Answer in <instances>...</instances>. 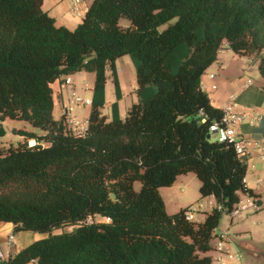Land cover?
I'll list each match as a JSON object with an SVG mask.
<instances>
[{
	"label": "trees",
	"instance_id": "obj_1",
	"mask_svg": "<svg viewBox=\"0 0 264 264\" xmlns=\"http://www.w3.org/2000/svg\"><path fill=\"white\" fill-rule=\"evenodd\" d=\"M224 43L264 78V0H92L73 29L42 0H0V120L42 131L18 130L23 140L0 147V222L46 233L0 264H211L222 213L240 193L255 195L247 156L207 137L221 108L201 78ZM124 55L137 101L121 117L115 62ZM78 70L94 73L82 133L53 115L52 84ZM107 70L111 117L101 111ZM188 172L224 211L202 221L186 218L190 205L166 211L159 188Z\"/></svg>",
	"mask_w": 264,
	"mask_h": 264
},
{
	"label": "crops",
	"instance_id": "obj_2",
	"mask_svg": "<svg viewBox=\"0 0 264 264\" xmlns=\"http://www.w3.org/2000/svg\"><path fill=\"white\" fill-rule=\"evenodd\" d=\"M91 1L92 0H80L79 6L81 8L78 13H74L72 11L73 0H42V9L54 17L57 25L73 29L82 21L85 11ZM210 74H213L214 76L210 77ZM117 75L123 96L126 91L124 85L122 84L123 76L119 70H117ZM131 78L132 80H130L129 86L131 87V92L135 94L134 89L136 87V83L133 80V74H131ZM66 81L67 80L64 75L60 78V80H56L53 83L55 91L54 104L56 103V99L60 97H57V94L61 92ZM201 82L203 90L208 93L210 102L214 107L222 108L229 101L230 96H234L237 103V110L248 114V118L235 127V131L238 136H244L255 140L256 142H264V78L259 73L257 63H252L248 57L235 53L227 47L226 43H224L218 51L216 60L212 62L204 71ZM212 85H215V88H212ZM59 87L61 90H59L56 94ZM110 87V84L106 81L105 102L108 105H111L115 99L113 91ZM60 95L62 98V93ZM134 99L137 101L136 94L131 96L132 102ZM121 100L122 99L118 101V111L119 115L123 117L126 112L121 113L120 111ZM88 113L89 110L87 112L85 110L83 111L84 115H88ZM41 133L42 131L38 134ZM259 152V148L256 147L252 149L250 154L247 156L245 184L255 195L262 197L263 200L264 159H260ZM179 176L180 175H178L176 179ZM261 203L262 201L260 204ZM231 219L232 217L230 216V220ZM217 229L218 227L215 231H217ZM11 232L14 233V240L12 245L9 246L7 244V237ZM42 237L31 230L14 232L12 223L3 221L0 222V246L9 256L14 255L21 248ZM211 243L214 244L213 240ZM246 248L252 249L255 247L244 243L242 249L246 250ZM206 254L211 256L212 252L209 251ZM26 264H37V262L32 260Z\"/></svg>",
	"mask_w": 264,
	"mask_h": 264
},
{
	"label": "rangeland",
	"instance_id": "obj_3",
	"mask_svg": "<svg viewBox=\"0 0 264 264\" xmlns=\"http://www.w3.org/2000/svg\"><path fill=\"white\" fill-rule=\"evenodd\" d=\"M120 22L126 24L128 20L126 18H121ZM116 68L121 72L122 84L125 88V94L122 96L120 102V111L125 113L127 107L132 103L131 96L135 95L130 90V80L131 74L134 75V82L136 83L134 67L132 61L128 55L121 56L116 59ZM110 70L106 71L108 79L106 80L110 84V89L114 94V87L110 76ZM66 82L62 90L57 89L58 99L54 104L53 115L59 118L66 109L71 108V114L74 116L80 124L85 125L88 115H84L83 111L89 110L90 106L77 105L72 94L75 93L83 98L91 99V87L93 86L94 73L88 70H78L65 75ZM136 86V85H135ZM53 87V98H54V84ZM62 93V98L61 94ZM55 94V96H56ZM136 100L134 99L133 102ZM103 114L111 117V107L106 102L101 108ZM124 115V114H121ZM0 124L4 129V135L0 137V147H6L17 140H23V136L20 135L18 130H31L40 133L41 130L37 127L32 126L29 122L20 119L5 118L0 120ZM34 141L30 140L29 144ZM199 184L200 181L198 177L193 172H188L186 174L180 175L173 183L169 186H162L159 188V192L164 200L165 209L168 213H173L177 211L180 207L191 206L196 207L198 204L205 205V209L202 211H195L193 213L194 221H202L205 217V211H208V198H202L199 194ZM140 183L136 181L134 183V188L138 189ZM264 191V190H263ZM247 198V195L240 193V199L243 201ZM253 197H251L252 199ZM94 220H105L101 216H95ZM64 229H69L64 227ZM61 228L55 230V232H60ZM226 231L228 233V238L223 241V244L233 251H241L242 258L240 261L232 262L231 264H264V198L258 209L248 208L237 216H232L230 220V214L222 213L220 219V225L218 226L217 232ZM19 232V231H18ZM35 232V231H34ZM40 237H44L46 233L36 232ZM42 234V235H41ZM220 239L219 237H214L213 242L216 243ZM244 243L250 244L255 248L246 250L242 249ZM215 245V244H214ZM212 263L218 264L215 261V252L211 251ZM249 252V253H248Z\"/></svg>",
	"mask_w": 264,
	"mask_h": 264
},
{
	"label": "built area",
	"instance_id": "obj_4",
	"mask_svg": "<svg viewBox=\"0 0 264 264\" xmlns=\"http://www.w3.org/2000/svg\"><path fill=\"white\" fill-rule=\"evenodd\" d=\"M80 0H73L72 11L74 13H78ZM213 74H210V77H213ZM202 86V82H201ZM62 87V86H61ZM215 88V85L211 86ZM203 89V86H202ZM72 98L77 105L82 106H90L91 99L83 98L75 93L72 94ZM65 125L68 129L76 133H82L87 126V119L85 125L83 126L80 122L71 114V108L65 110ZM248 118L247 113H242L237 110V103L235 101L234 96H230L229 101L221 108V117L219 120L214 121L209 126L210 135L214 137L217 141L223 142L226 141L228 143H232L236 152L241 156H248L250 151L256 147L259 148V157L260 159H264V142H256L255 140L249 139L244 136H238L235 127ZM259 118V117H258ZM245 181V179H244ZM247 195V198L243 201L240 199L238 203L231 209L228 213L230 216H237L241 214L243 211L248 208L258 209L260 206V202L262 201V197L257 195H250L248 193H244ZM264 196V191H263ZM251 197H253L251 199ZM208 211L216 208L217 210L224 211V206L222 203H218L215 201L213 196H208ZM205 209V205L198 204L196 207H191L185 211V216L188 220H193V213L195 211H202ZM219 237V241L214 243L215 252V261L218 264H231L235 261H240L242 258L241 251H233L229 249L227 246L223 244L222 240L228 238V233L226 231H215L214 237ZM14 240V233L11 232L7 237V244L9 246L12 245ZM9 258V255L6 254L0 246V261L5 262Z\"/></svg>",
	"mask_w": 264,
	"mask_h": 264
},
{
	"label": "water",
	"instance_id": "obj_5",
	"mask_svg": "<svg viewBox=\"0 0 264 264\" xmlns=\"http://www.w3.org/2000/svg\"><path fill=\"white\" fill-rule=\"evenodd\" d=\"M4 135V129L2 128L1 124H0V137ZM207 137H210V134L207 135Z\"/></svg>",
	"mask_w": 264,
	"mask_h": 264
}]
</instances>
